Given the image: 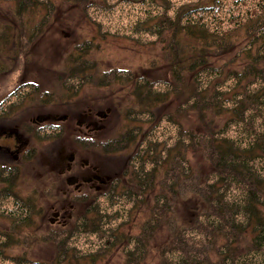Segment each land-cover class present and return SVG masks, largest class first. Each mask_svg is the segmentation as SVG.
Listing matches in <instances>:
<instances>
[{"label":"rangeland","instance_id":"obj_1","mask_svg":"<svg viewBox=\"0 0 264 264\" xmlns=\"http://www.w3.org/2000/svg\"><path fill=\"white\" fill-rule=\"evenodd\" d=\"M198 1L204 8L218 7L219 14L216 18L223 24V29L231 27L235 30L229 39L230 43L233 39V47L228 52L226 51L230 46L226 51L222 50L213 65L218 68L222 65L226 72L230 69L229 73H234L230 74L231 82L240 80V85L251 87L253 83L248 75L235 74L243 69L247 72L248 68L255 66L250 62L252 51L249 42L254 39L242 25L252 17L250 14L246 18L250 10L255 8L261 13L257 4L264 0H246L247 9L237 8L238 5L232 0ZM98 2L102 5L99 7L104 8H100L101 11L108 10L109 22L117 25V33L125 32L119 27L125 24L126 17L123 18V14L128 10L123 2ZM194 2L195 0H172L168 11L184 13V5H194ZM179 5L182 6L178 10L176 8ZM190 7L189 5L188 8ZM228 8L233 12L228 14ZM32 9L23 13L25 16L22 24L17 16L16 1L0 0V231L12 239L10 244L15 243L8 246L6 251L12 256L26 257L30 261L50 263L62 251L61 243L64 242L69 248L73 247L72 250L77 249L82 253V259L76 260L77 264H124L127 238L138 236L150 217L151 205L169 165V158L165 159L164 152L158 147L152 150L145 167L146 171L152 170L148 174L152 179L148 180V184H151L149 193H145L134 204L121 198H116L112 204L107 198L109 190L137 191L132 186L131 179L134 168L140 167L139 155L147 144L140 142L139 132L135 141L126 140L123 143L121 151L107 152L94 145L136 129L147 131L155 124L158 126L152 128L150 133L156 132L160 140H174V135L177 134L176 124L168 121L166 115L173 112L176 97L169 93L158 102L148 103L136 90L135 83L128 82V79L111 80L109 86L84 84L80 80L69 82L65 76L68 72L67 58L78 51L75 50L76 46L81 47L84 41H88L91 48L87 50L85 57L92 59L99 72L118 69L128 77L137 78L142 74L155 80L160 79L166 69L163 66L152 69L149 64L156 62L167 65L163 44L160 38L155 40L143 31L137 36L139 43L119 38L120 36L102 39L92 27L91 20L104 22L107 18L100 12L97 13V6L94 5H90L87 10V14H95H89V19L84 18L82 10L66 0H56L47 15H44L46 8L43 11H39L37 7ZM132 12L136 13V10ZM262 14L263 18L257 28L264 26V13ZM212 16V11L204 13V16H200L203 18L201 22L215 28V18ZM232 16L236 20L243 18L241 27L234 29L233 23L224 25ZM19 23L22 24L21 28ZM256 24L254 19L251 28L256 27ZM261 31L264 32V28ZM195 43L196 41H192L189 47L187 45L184 48L188 56ZM203 44L205 43L200 42V45ZM64 78L68 83H64ZM159 79L155 86L164 88L165 85L159 83ZM220 81L223 80L219 79ZM70 85H73L72 89ZM184 102L180 103L182 109L188 106H184ZM231 104L232 101H225L222 109L226 111H215L214 117L210 113L206 115L207 120H212L215 129L231 116L228 111ZM170 115L175 118L176 113ZM239 115L244 116L237 111V116ZM187 116L194 118V113H184L179 117L186 119ZM148 119H151L149 123L144 122ZM192 123L193 126L198 125L196 120H192ZM186 125L184 121L182 127L185 128ZM234 131L236 130H229V135ZM186 158V163L191 168L192 183L198 184L194 189L215 180L218 170L216 171L211 162L212 157L203 146L187 153ZM134 163L137 165H133ZM188 193L171 199L166 194L179 226H191L194 218L208 207L199 194ZM239 195L231 188L228 190L231 200ZM18 200L30 206L29 219L14 228L12 216L15 213L12 214L10 208ZM97 205L99 213L109 217L122 209V214L119 211V216L111 219L108 224L118 229L111 232L114 236L112 240L107 238L108 235H102L101 230H97L99 213L93 210ZM123 208H127L126 213ZM86 211L88 212L85 213ZM168 214L171 215L170 212ZM82 217H86L87 224L83 227L79 224L77 228V222ZM103 220L108 218L104 217ZM122 220V225L117 224ZM165 224H160L150 235L147 251L145 250L146 264L161 262L158 248L170 237ZM0 236L3 237L1 234ZM115 238L121 240L116 243ZM250 238L251 234L248 233L241 236L235 243L238 249L247 247ZM108 240L115 245L111 246V242L108 244ZM226 241L225 235L218 236L220 244ZM0 264H14V261L11 258H0Z\"/></svg>","mask_w":264,"mask_h":264},{"label":"trees","instance_id":"obj_2","mask_svg":"<svg viewBox=\"0 0 264 264\" xmlns=\"http://www.w3.org/2000/svg\"><path fill=\"white\" fill-rule=\"evenodd\" d=\"M15 1L17 16L20 17L23 24L25 16L23 13L26 14L29 9L37 7L39 11L46 8L44 15H47L51 5L53 7L56 0ZM66 1H70L72 5L82 10L86 19H89V14H94H87L90 5L97 6L96 12H100L107 20L104 22L91 20V24L102 39L107 40L120 36L119 38H126L139 43L140 39L137 36L143 31L155 40L160 38L167 58L165 60L167 65L156 62L149 64L152 69L157 66H163L166 69L163 76L158 78L159 83L165 87L157 86V88L155 83L158 79L150 80L142 74L133 78L122 75L118 69L99 72V68L95 66L92 59L85 57V53L91 48V44L84 41L81 47L79 45L75 48L79 52L76 50L67 58L68 72L65 76L69 82L80 80V82L84 81V84L109 86L111 80L128 79V82L133 81L135 83L136 90L138 89L148 103L158 102L169 93H172L177 101L173 112L170 113H176L175 118L169 113L166 115L168 121L176 124L177 134L174 135V140L170 141L171 138L160 140L156 132L150 133L152 128L158 126L155 124L150 126L147 131L136 129L129 131L126 135L94 145L107 152L121 151L124 148L123 143L126 140L135 141L139 132H141L140 142L147 144L142 149L144 154H138V166L140 167H133L134 175L131 182L137 191L133 192L130 189L109 190L107 198L112 204L115 203L116 198L134 204L135 201L141 200L145 193H149L151 184H148V180L152 179L148 174L152 170L146 171L145 167L152 150L158 147L164 152V158H169V165L151 205L150 217L138 236L134 235L127 238L126 243L128 244L125 247L128 248L124 250L126 256L124 264H146V245L150 235L162 223H166L170 237L158 248L160 264H264V32L261 31L264 26L257 28L259 21L263 18L264 2L257 4L261 13L257 12L255 8L250 10L246 18L248 19L250 14L252 17L246 20L243 25L241 20L243 18L236 20L235 15L224 24L233 23L234 29L242 25L247 33L250 31L248 35L254 39L249 42L252 51L250 62L255 66L248 68L247 72H244L245 69H243L242 72L236 71L235 73L248 75L251 78V83H253L249 87L248 85H240V80L231 82L230 74L234 73H229L230 69L226 72L222 65V68L213 65L216 63L215 59L220 57L222 50L226 51L230 46L226 51L228 52L233 47V39L231 43L229 39L235 31L231 27L224 30L223 24L218 22L216 18V15L219 14L217 13L218 7L204 8L202 3L195 0L194 5L189 4L190 8H188L189 5L183 4L185 6L184 13L181 11L169 13L168 9L172 0H121L128 10L125 15L123 14V18L126 17L125 24H122L123 27L117 23L125 32L117 33L118 29L115 28L117 25H112L109 22L108 10L107 12L101 11L100 8L103 7H99L102 5L98 0ZM232 1L236 6L238 5L237 8L247 9L246 0ZM254 1L261 2L262 0ZM137 2H139L138 5ZM180 6L182 5L176 9L179 10ZM230 9H227L228 14L233 12ZM133 10H136V13H133ZM208 11L213 12L212 18H215V28H212L210 24L201 22L203 18L200 16H204V13ZM118 16L122 19L119 14ZM254 19L257 24L256 27L251 28ZM22 24L19 23L20 28ZM255 32L256 35H254ZM192 41H196V43L192 44L193 51L188 56L184 48L187 45L189 47V43ZM200 42L205 44L200 45ZM207 54H209L208 57ZM217 78L223 81L219 82ZM64 80L65 84L68 83L65 78ZM70 88L72 89L73 85H70ZM225 101H232V107L228 109L231 116L215 129L212 120H207L206 115L210 113L214 117L215 111H226V109H222V104ZM182 102H184V106L188 105L186 109H182L180 105ZM237 111L244 116L239 115L238 117ZM184 113H194V118L187 116L186 119H181L179 116ZM149 120L151 119L144 122L149 123ZM192 120L193 122L196 120L198 125L193 126ZM184 121L187 124L185 128L182 127ZM229 130L236 131L229 135ZM201 146L212 157L211 162L214 163L216 171H218L214 181L199 185L197 189H194V186L198 184L192 183L193 177L190 173L191 168L186 163V154L192 153L193 150L196 151V148H201ZM133 165L137 164L134 163ZM230 188L240 195L231 200L228 196ZM187 192H189L188 194L191 192L199 194L208 207L194 218L191 226L186 227L179 226L175 221L169 199L176 195L182 196ZM166 194H169V199L166 198ZM93 210L97 213L100 212L98 205L93 207ZM10 211L12 214L15 213L12 216L14 228L23 222L26 223L29 219L30 206L21 200L14 201ZM119 211L122 214V209ZM119 211H116V215H112V218L107 214L99 213L96 221L97 230H101L102 235H108L107 238H111V240L114 237L111 232L118 229L117 227H110L108 224L111 219L119 216ZM123 212L126 213L127 208H123ZM169 212L171 215L168 214ZM104 217L108 220L104 221ZM85 218L82 217L80 222H77V228H79V224L81 227L87 224ZM123 223L122 220L117 224L122 225ZM105 225L107 226L105 227ZM3 233L0 231L3 236H0V258H11L14 264L28 262L30 264H77L76 260L82 259V253L79 250H72L73 247L69 248L64 242L61 243L64 254L62 251L58 252L54 261L50 263L12 256L6 251V248L15 243L10 244L12 239ZM246 233L251 234L249 245L238 249L235 243ZM220 235H225L227 239L225 243L220 244L218 242ZM119 240L121 238H115L114 242L117 243ZM110 242L108 240L107 243ZM114 245L115 243L111 242V246ZM213 249L214 251H212Z\"/></svg>","mask_w":264,"mask_h":264}]
</instances>
